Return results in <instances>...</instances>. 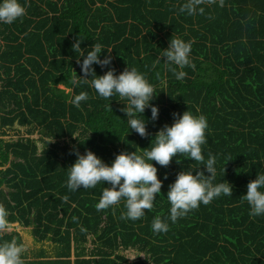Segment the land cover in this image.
I'll list each match as a JSON object with an SVG mask.
<instances>
[{"label": "trees", "instance_id": "trees-1", "mask_svg": "<svg viewBox=\"0 0 264 264\" xmlns=\"http://www.w3.org/2000/svg\"><path fill=\"white\" fill-rule=\"evenodd\" d=\"M183 2L21 0L25 15L0 24V204L9 213L0 242L21 244L24 264H264V216L250 217L240 199L264 172V0H205L204 13L191 16L179 13ZM175 37L193 41V66L182 80L160 56ZM77 38L81 49L97 42L112 48L108 67L116 74L134 67L154 85L150 103L159 114L152 121L145 109L147 135L127 133L118 95L106 100L87 82L73 85L83 59L71 47ZM93 67L97 75L107 70ZM81 91L88 99L75 107L71 98ZM197 109L209 125L204 158L216 156L213 183L228 181L231 196L154 233L153 217L168 215V185L192 163L194 173L203 164L153 161L161 194L137 220L121 219L123 201L96 209L103 184L66 187L76 151L91 150L110 164L120 151L149 147L173 113Z\"/></svg>", "mask_w": 264, "mask_h": 264}, {"label": "clouds", "instance_id": "clouds-1", "mask_svg": "<svg viewBox=\"0 0 264 264\" xmlns=\"http://www.w3.org/2000/svg\"><path fill=\"white\" fill-rule=\"evenodd\" d=\"M209 3L214 0H208ZM205 0H184L179 6V13L187 15L203 14L205 9L201 5ZM223 6V0H219ZM26 6L21 0H0V24H12L25 15ZM193 41L184 40L180 37L171 38L167 49L162 50L163 64L173 73L177 80L186 76L183 69L192 67L190 58ZM81 40L77 38L71 45L76 53L80 66V80H73V85L78 82H87L97 95L110 100L114 95L125 101L120 109L126 115L128 131H134L139 136L147 135L146 125L148 120L144 117L145 109H150L152 121L158 119L159 109L150 102L156 96L155 87L148 82L144 73L134 67L127 66L123 71L116 74L112 67H108L112 61V48L101 43H94L90 48L81 49ZM104 52L103 58L101 53ZM157 62L160 59L157 58ZM93 65L101 68L107 67L102 75H97ZM175 65V67H173ZM179 69V70H178ZM90 76L91 79L85 78ZM88 99V93L81 91L71 98L75 107H80V102ZM111 109L110 104L106 106ZM194 114L190 110L182 113H173V122L165 124L151 139L150 146L143 148L142 152L120 151L115 155L111 163H106L93 151L85 149L83 154L76 151L74 163L67 168L66 187L69 191H77L80 188L92 189L98 184H103L101 195L96 203V209L103 210L121 201L126 211L121 213V219L137 220L145 215V210L153 208L156 197L160 196L163 180L157 176V165L167 166L175 158L180 162V157L190 159L203 164L204 171L196 170L193 163L185 170L176 174L175 180L168 185L164 195L170 205L168 215L154 216L151 229L154 233L166 232L169 221L175 223L190 210L198 208L201 204L207 205L213 199L231 196L232 185L221 179L213 183L216 178V156L209 154L205 160L202 146L207 143L206 130L209 125L204 114L199 109ZM126 133V134H127ZM73 135V134H72ZM76 137L75 135H73ZM205 171L210 175H205ZM163 179H167V175ZM105 184L109 185L105 187ZM246 193L240 199L246 201L249 206V216H264V172L257 173L256 178L246 185ZM62 199L67 200V196ZM8 210L0 204V230L7 223ZM23 246L15 239L0 242V264H24L22 257Z\"/></svg>", "mask_w": 264, "mask_h": 264}, {"label": "rangeland", "instance_id": "rangeland-1", "mask_svg": "<svg viewBox=\"0 0 264 264\" xmlns=\"http://www.w3.org/2000/svg\"><path fill=\"white\" fill-rule=\"evenodd\" d=\"M60 87H62V88H63V87H64V85H63V84H61V85H60Z\"/></svg>", "mask_w": 264, "mask_h": 264}]
</instances>
